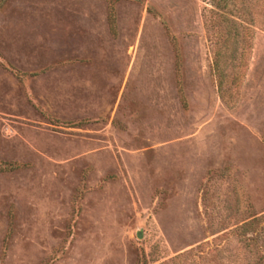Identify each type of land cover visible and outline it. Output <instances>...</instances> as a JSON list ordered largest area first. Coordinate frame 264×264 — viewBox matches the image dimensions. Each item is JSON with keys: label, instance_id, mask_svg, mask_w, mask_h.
Segmentation results:
<instances>
[{"label": "rangeland", "instance_id": "374dc122", "mask_svg": "<svg viewBox=\"0 0 264 264\" xmlns=\"http://www.w3.org/2000/svg\"><path fill=\"white\" fill-rule=\"evenodd\" d=\"M0 264H264L263 1L0 0Z\"/></svg>", "mask_w": 264, "mask_h": 264}, {"label": "trees", "instance_id": "16d2710c", "mask_svg": "<svg viewBox=\"0 0 264 264\" xmlns=\"http://www.w3.org/2000/svg\"><path fill=\"white\" fill-rule=\"evenodd\" d=\"M264 3V0H261ZM226 7V6H225ZM224 8V7H223ZM220 18H224L222 15H219ZM229 21V20H226ZM232 22V24L235 25V21H230ZM248 35L244 36V38H246ZM244 42V41H242ZM213 71L215 74H217L219 77L221 78H225L226 76L224 75V69L220 64V57H219V52L217 53V57L215 59V61L213 62ZM234 75V74H233Z\"/></svg>", "mask_w": 264, "mask_h": 264}, {"label": "water", "instance_id": "95a60500", "mask_svg": "<svg viewBox=\"0 0 264 264\" xmlns=\"http://www.w3.org/2000/svg\"><path fill=\"white\" fill-rule=\"evenodd\" d=\"M137 237H138V238H140V237H141V234H140V233H138Z\"/></svg>", "mask_w": 264, "mask_h": 264}]
</instances>
